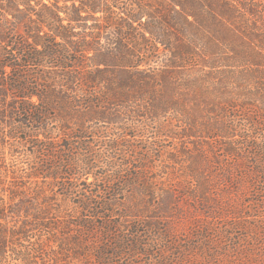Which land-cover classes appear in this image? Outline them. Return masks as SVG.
I'll use <instances>...</instances> for the list:
<instances>
[{"label": "trees", "instance_id": "1", "mask_svg": "<svg viewBox=\"0 0 264 264\" xmlns=\"http://www.w3.org/2000/svg\"><path fill=\"white\" fill-rule=\"evenodd\" d=\"M165 139L188 181L159 192ZM260 175L264 0H0V264H264Z\"/></svg>", "mask_w": 264, "mask_h": 264}, {"label": "rangeland", "instance_id": "2", "mask_svg": "<svg viewBox=\"0 0 264 264\" xmlns=\"http://www.w3.org/2000/svg\"><path fill=\"white\" fill-rule=\"evenodd\" d=\"M246 127H248V126H246V124L243 122H238V124H237L236 130H237L238 135L235 136V139L237 140V142H240V143H238L239 145L242 143V140H243L242 136H239V135L244 134V133H242V130H243V128L246 129ZM130 132H132V131H130ZM130 134L134 135V134H136V132H133ZM146 136H148V135L146 134ZM246 137H248V136H246ZM128 138L131 139L133 137L130 135V136H128ZM145 138H149L150 140H152L150 137H145ZM248 139L249 138H245L244 140L248 141ZM249 141L251 143L256 142V140H253V139H250ZM170 142H172L170 139H165V140L161 141V145H162L161 150L156 151L155 156H151L152 157V163H149L150 165L146 169L147 171L143 173L145 175L144 177H145V180L147 181V184L150 185V182L152 181V183H155L154 187L157 188L159 192L163 191L164 189H167V190L171 189L173 191L180 190L183 186H185V184L188 181L186 179V177H187L186 167L184 164V162L186 163V159L182 158V157H178L177 158L178 164H177L175 162V160H172V158L170 159V157L167 155L168 154L167 150L169 151V148L173 147L172 143H170ZM132 143H133V145H139V146L143 145V142L138 137L135 138L132 141ZM20 152H23V151L20 150ZM137 154H139V153L133 152L132 155L135 156ZM221 155H222L221 157H225L224 159L222 158L223 159L222 167L224 165L230 166V164H231L230 160H233L232 157L226 158V156H223L224 155L223 152L221 153ZM5 156H6L7 162L13 160L14 164H18L19 161L17 159L16 160L13 159L8 154H6ZM179 163L182 164L181 167L179 166ZM133 165L139 166L140 163H139V161H135ZM166 166L170 167V171L168 172L169 174L166 175V177H165L163 172L166 171V169H165ZM102 170L103 169L97 170V173H99V172L102 173ZM89 180H92L91 176L89 177ZM260 180L264 181V175H260ZM66 182L69 184L68 180H66ZM260 189L263 190V192H264V182H263V184H261V183H257V182L254 183V181H251V183L249 185H242L240 187V190H239V192H243V190L249 191V192H247V195L242 197L243 198L242 203L244 204V206L242 208H239L237 206L235 207L236 210L238 209V212L243 213V215L245 217V222H246L245 224L248 226L256 225L257 220H262V219H256V218H258V216H254L256 214V212H255L256 209L254 208V206H256L255 203L258 199V198H256L257 195L256 194L254 195V193ZM59 192H61V191H59V189H58L57 193L59 194ZM262 196L264 197V193L262 194ZM106 197H110V196L108 194H106ZM123 198L124 197H121V198L119 197L118 199H123ZM143 201H149V200H148V198H145V199H143ZM156 202H158V201L156 199H154L153 201H151L149 203V205H151V207H152L154 204H156ZM175 202L176 203H174V204H176L177 208H179L181 210H185V208L187 209V207H189L191 204L194 203L193 200H191V201L187 200L186 201V202H190V203H185V201H175ZM193 206H194V204H193ZM258 206H261V207H259V210L261 211L262 209H264V202H263V204H258ZM190 209H192L191 206H190ZM147 213H148V215H150L149 212H147ZM200 215L204 217L203 219L205 221L208 218V217H206L207 214L200 213ZM184 217L185 216H182L181 213L177 214V215H172V214L164 215V219H166V221H168V223H170L172 225H174V224L176 225V230L179 233V234L178 233L176 234L178 239L182 238V239H185V241H188L190 243L201 242L202 237H201L200 232L197 231L198 227L196 225L191 224ZM222 223L223 222H220V225ZM241 224L243 226H245L243 218L241 219ZM241 232H243V231H241ZM219 240H220V242L218 241L219 242L218 248H220L222 250V252L226 249V250H229L231 253V247H230V245H228V241L232 242L231 239L225 238V236H224V238L220 237ZM251 243H252V241H250V239L249 240L245 239L244 241H240L239 245L244 248L245 246L249 247V245H251ZM219 260H220L219 264H224L226 262L224 257H221Z\"/></svg>", "mask_w": 264, "mask_h": 264}]
</instances>
